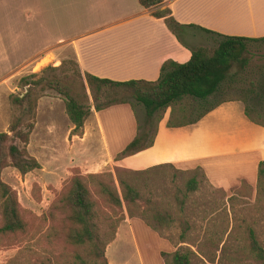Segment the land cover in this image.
<instances>
[{"label": "crops", "instance_id": "0c3cea01", "mask_svg": "<svg viewBox=\"0 0 264 264\" xmlns=\"http://www.w3.org/2000/svg\"><path fill=\"white\" fill-rule=\"evenodd\" d=\"M160 1L159 10L167 8L180 25L223 36L264 37V0ZM150 9L138 0H0V86L31 64L57 65L65 59L98 79L154 81L162 62L189 59L193 38L213 37L185 28L179 43ZM165 121L158 122L151 146L116 159L136 133L127 105L91 111L77 136L70 134L62 101L42 97L26 151L41 172L58 168L50 170L52 182L53 176L66 179L72 171L95 175L112 168L142 172L170 166L199 168L213 189L255 185L257 164L264 161V129L244 117L240 102H223L191 125L167 128ZM177 246L141 218L124 214L103 256L106 264H126L115 257L129 253L137 264H163L159 254Z\"/></svg>", "mask_w": 264, "mask_h": 264}, {"label": "rangeland", "instance_id": "374dc122", "mask_svg": "<svg viewBox=\"0 0 264 264\" xmlns=\"http://www.w3.org/2000/svg\"><path fill=\"white\" fill-rule=\"evenodd\" d=\"M153 10L154 8L150 9V12ZM217 40L199 35L192 42L189 41L193 47L210 50L216 46ZM243 57L244 62L238 68L234 66L230 70V77L200 109L220 101L241 98L251 102L254 97L251 94L264 93V42L249 43ZM58 65L41 67L31 64L17 70L2 83L0 133L6 132L11 118L16 115L8 104L7 96L21 93L17 87L19 78L31 74L49 78L51 74L43 73V69ZM56 75L61 78V75ZM68 75H71L70 71ZM3 91L6 93L5 99ZM43 94L47 95L43 97H50L52 93L45 91ZM134 110L137 124L142 126L141 106L135 104ZM168 113L169 109L165 110L161 119H167ZM193 115L194 113L188 114V118ZM22 121L28 122L27 117ZM39 169L40 166L24 175H20L10 166L0 169V182L14 197L23 224L20 232L0 233V264H64L70 262L74 254L83 256L88 252L85 247H72L65 243L70 223L67 220V209L58 201L66 191L70 179L77 175L86 183L89 197L94 204L96 226L102 243L109 238L113 227L126 214L148 221L173 246L179 244L176 250H190L193 254L190 256V264H264V259L253 258L248 247L251 239H254L264 256V187L256 189L255 185L247 186L241 182L230 191L213 189L205 182L197 167L185 171L170 166L155 167L142 172L124 170L127 173H122L121 178L134 192L130 194L133 201L125 205L115 177V168L95 174L101 175L95 180L86 178L90 174L72 171V175L66 179L53 176L54 182L50 180V175H54L50 170L54 168H46L42 172ZM191 178L196 182L195 190L187 192L185 184ZM101 180L114 189L120 207L115 206L106 194L101 193L96 184ZM154 216H158L160 220L155 221ZM115 259L126 264L138 262L132 253L125 257L117 256Z\"/></svg>", "mask_w": 264, "mask_h": 264}, {"label": "trees", "instance_id": "16d2710c", "mask_svg": "<svg viewBox=\"0 0 264 264\" xmlns=\"http://www.w3.org/2000/svg\"><path fill=\"white\" fill-rule=\"evenodd\" d=\"M138 2L145 9L154 8L150 15L161 19L166 29L179 43H181L179 37L185 28H196L218 39L216 46L210 50L202 47L189 48L190 56L184 63L171 60L162 62L159 66L158 77L154 81L115 82L98 79L86 73L82 74L71 59L61 61L56 67L49 66L43 69V73L51 74L49 78L37 77L33 74L19 78L17 87L21 93L7 96L8 104L16 115L11 118L6 132L0 133V169L10 166L20 175H24L39 168L36 160L28 155L26 145L33 128L37 101L47 96L43 94L45 91L52 93L50 97L62 101L64 114L72 127L71 135L81 134L82 125L91 111H101L116 104L127 105L135 118L136 133L133 139L116 155V159L151 146L157 124L165 110L169 109L165 127L179 128L194 124L214 107L227 102L220 101L200 109L209 97L220 90L221 85L230 77V70L234 66L238 68L244 62L243 56L247 51V45L264 42V37L250 39L223 36L193 25H180L172 19L167 8L159 10L160 0H138ZM69 71L71 75H68ZM56 73L61 75V78ZM32 78L35 79L31 80ZM251 95L254 96L251 102L244 98L228 101L240 102L244 117L253 125L264 129V93ZM135 104L140 105L143 110L142 126H139L136 121ZM190 113L194 115L188 118ZM25 117L28 122L22 121ZM7 142L8 144L5 145ZM115 169H117L115 177L121 188V199L127 205L133 201L130 194L134 192L121 178V174L127 172ZM100 177L101 175H88L86 178L95 180ZM96 184L102 191L101 193L106 194L115 206L120 207V201L112 187L102 180ZM185 186L187 192H192L195 190L196 182L191 178ZM255 186L256 189L264 187V161L257 164ZM58 201L68 211L67 220L70 228L66 233L65 243L72 247H85L88 250L83 256L74 254L71 261L64 264H106L103 250L105 245L111 241L116 227H113L109 238L102 243L99 238L101 234L96 226L94 204L89 197L83 178L78 175L71 178L66 191ZM0 218V233L12 234L20 232L23 228L15 199L1 182ZM153 219L157 222L160 220L158 216H154ZM142 220L158 232L148 221ZM248 247L254 259H264L263 252L254 239H251ZM192 255L188 249L159 254L163 264H190Z\"/></svg>", "mask_w": 264, "mask_h": 264}]
</instances>
